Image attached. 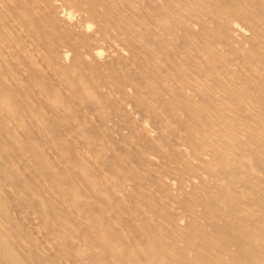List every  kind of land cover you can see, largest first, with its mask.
<instances>
[{
	"label": "bare ground",
	"instance_id": "6f19581e",
	"mask_svg": "<svg viewBox=\"0 0 264 264\" xmlns=\"http://www.w3.org/2000/svg\"><path fill=\"white\" fill-rule=\"evenodd\" d=\"M0 264H264V0H0Z\"/></svg>",
	"mask_w": 264,
	"mask_h": 264
}]
</instances>
